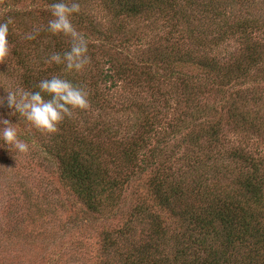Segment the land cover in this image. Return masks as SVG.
Returning <instances> with one entry per match:
<instances>
[{"label":"trees","instance_id":"1","mask_svg":"<svg viewBox=\"0 0 264 264\" xmlns=\"http://www.w3.org/2000/svg\"><path fill=\"white\" fill-rule=\"evenodd\" d=\"M81 1L77 0L79 5ZM255 1L100 0L105 2L112 20L138 22L144 19L152 25L161 18L169 28L167 45H155L146 54L140 53V56L146 57H137V63L129 56H126L127 63H118L115 58L104 61L109 64L104 69V81L109 80L111 87L121 79L135 85L139 83L150 96L153 93H149L148 88L150 86L151 89L155 69L170 66L169 71L172 72L174 63L187 64L190 51L180 50L179 47L178 38L182 32L179 27L184 20L183 15L180 18L183 13L175 11L179 6H196L203 14L202 20L218 21L216 36L211 37L208 43L193 36L192 27L189 30L186 28L185 36L195 41L194 47L204 50L229 39V45L236 48L227 68L217 67V62L213 60H199V67L208 69L213 66V76L220 78L222 83L223 80L227 82L225 78L231 81L232 75L235 79L250 78L251 69L258 61H264V40H260L264 36V14L259 10L254 11L252 3ZM5 5H11V1ZM72 16L77 18V23L89 29V34L84 35L86 39L101 42L100 46H90L88 43L90 56L96 59L95 53H104L102 48L99 50L104 43L111 47L110 29L97 28L99 22L86 13L77 12ZM186 23L190 25L185 21L183 25ZM122 29L118 26L114 31ZM43 31L35 35L38 36L35 40L26 39V45L30 44L24 50L19 44L15 46L18 55L15 57L26 71L22 84L30 91L38 90L37 84L41 79L65 71L63 64L47 63L46 56L68 50L70 39L65 43L55 37L46 44L43 43L46 33L50 36L53 34L47 31V27ZM146 33V29L140 28L128 34V47L132 41L135 44L145 43L148 38ZM42 45L46 51L44 56L39 55L38 50ZM151 57L152 63L148 61ZM259 70L264 71V66ZM64 76L69 79V75ZM167 79L174 77L168 75ZM97 85L94 80L89 95L94 105L100 102L105 109L108 102ZM151 91L154 92V88ZM139 98L136 96L123 108L132 111L133 120L128 118V129L122 137H119L118 130L105 123L99 126L93 122V126L84 132L74 130L73 123L79 122L77 118L72 120L70 117L57 125L58 132L51 136L50 143L43 144L52 156L50 159L57 161L59 178L91 213L108 212L106 209L109 206L118 204L127 184L141 180L143 174L148 175L145 188L151 202L141 199L134 206L130 215L132 219L128 221V239L133 237V228L136 229L137 224H149L150 232L143 234L145 240L141 244H130L124 252L116 250L123 264H264V154L255 156V152L239 146L227 152L221 144L217 151L219 158L214 159L209 154L210 149L223 138V125H229L232 118L249 123V139L259 142L255 138H260L264 141V112L255 110L250 118L244 106V114L235 111L231 119L227 117L226 120L212 122L204 119L207 116L203 112L207 110L196 109L192 113L183 111L177 118L173 116L161 124L163 120H157L150 112L155 110V104H146L145 96ZM261 101H256L255 105L261 104ZM107 131L109 135L112 133L108 137L109 143H96L94 137H101ZM178 133L184 135L177 137ZM87 134L91 135L90 140ZM202 153L205 154L202 156ZM209 161L213 163L208 164ZM157 163L159 166L152 167ZM190 165L205 169L206 174L211 175L209 182L202 174L196 173V169L189 170ZM110 172L115 176L111 177ZM221 180L228 183L224 185ZM164 213L168 215L167 218L163 217ZM104 243L110 249L118 245L112 235L105 236Z\"/></svg>","mask_w":264,"mask_h":264},{"label":"rangeland","instance_id":"2","mask_svg":"<svg viewBox=\"0 0 264 264\" xmlns=\"http://www.w3.org/2000/svg\"><path fill=\"white\" fill-rule=\"evenodd\" d=\"M8 1L0 0V21L11 18L8 35L10 55L0 61V96H5V92L16 87L26 89L22 84L26 71L19 64V59L15 57L18 56L16 47L19 44L24 50L30 44L26 45L25 34H32L34 29L37 33L44 32L48 21L53 18L49 9V5L53 3L51 0H10L11 5H5ZM252 6L255 8L254 11L259 10L264 14V0H256ZM105 7V2L100 0H82L79 12L86 13L99 22L97 28L105 27L111 30V47L108 48V44L104 43L99 48V50L102 48L104 53L98 54L99 51L95 53L96 59L88 52L90 63L80 72L59 71L56 73L66 79L68 78L64 75H69L68 80L83 86L88 95L92 91L91 84L96 80L98 89L104 93V98L108 102V106L104 109L100 102L94 105L93 98L89 95L90 107L86 110H74L71 116L72 120L77 118L79 122L73 123L74 130L80 129V132H84L93 126V122H97L99 126H104L105 123L118 130L121 135L119 137H122L128 129V118L133 120L132 111L129 109L130 112H128V109L123 108L128 106L136 96L140 97L139 99L145 96V102L150 106L155 104V110L150 112L157 120H163L161 124L168 122L173 116L180 115L183 111L189 110L192 113L196 109L207 110L203 112L207 116L204 119L212 122L217 119L226 120L227 117L231 119L235 111L244 114L246 110L250 118L253 117L255 110L264 112V71L259 70L263 68L264 61L263 63L258 61L257 65L251 69L250 78L235 79L232 75L231 81L225 78L227 82L223 80V83L220 82V78L213 76V66L208 69L199 67V60L203 62L213 60L217 62V67L227 68L236 48L229 45V39L218 46L204 50L201 47H194L195 41L185 36L186 28L189 30L192 27V35L200 37L207 43L211 37L216 36L215 32L218 29V21L202 20L203 14L196 6L186 8L179 6L175 10L183 13L180 15V18L184 16L183 23L185 21L190 24L180 23L179 30L183 33L181 32L178 38L180 50L190 51L187 64L174 63L172 72L169 71L170 66L155 69V76L150 83L151 89L150 86L148 88L149 93H153L150 96L139 83L135 85L126 79L119 80L114 87H111V82L104 81L102 77L104 69L109 66L104 61L115 58L118 63H125L128 60L126 56H129L130 60L137 63V59L146 57L140 55L146 54L153 46L167 45L169 28L161 18L156 19L152 25L144 19L138 22L128 21V19L124 22L112 20ZM71 21L82 35L89 34V29H86L84 24L77 23V18L71 16ZM118 26L123 29L114 31ZM140 28L148 32L145 43L135 44L132 41V45L128 47V34L135 33ZM46 35L47 37L43 40L46 44L52 42V38L55 37H59L65 43L69 40V37L62 34L50 36L46 33ZM37 38L38 36H35L34 40ZM260 40L263 41L264 36ZM87 41L91 44L90 46L93 44L100 46L101 43L93 38H87ZM43 47L42 45L38 50L39 55L44 56L46 51ZM162 49L165 50V48ZM47 55H49L48 50ZM152 59L153 57L148 61L152 63ZM208 66H210L209 63ZM168 75L174 79H167ZM153 88L154 92L151 91ZM149 97L152 99L159 97L160 100L152 101ZM258 100H262L261 104L255 105ZM244 106H246L245 110ZM9 111L10 109L6 106L0 107V116L8 118L11 123H16L14 127L18 138L28 144L29 150L26 153H19L15 149L8 150L0 146V264H123L116 250L124 252L128 250L130 244H141L145 240L143 234L147 235L150 232L149 224H137L136 229L133 228L135 230L133 237L128 239V221L132 219L130 215L134 206L141 199L150 200L145 188L148 175L143 174L141 180L127 184L118 204L109 206L106 209L108 212L91 213L73 195L68 185L59 178L57 161L50 159L52 156L44 148L43 144L50 143L51 136L58 132V128L54 133L40 131L19 114L8 116ZM244 117L247 119L246 116ZM156 119L154 120L157 122ZM82 123L85 124L82 125ZM247 125L249 123L239 122L236 118H232L229 125H223V138L209 151L212 158L220 157L217 152L220 144L225 146L227 152L239 146L244 150L255 152V156L264 154V141L260 138H255L259 142L249 139ZM110 135L107 131L105 135L102 134L101 137H94V139L96 143L102 141L108 144ZM182 135L184 134L178 133L177 137ZM90 137L91 135L87 134L88 140ZM210 162L213 163L209 161L208 164ZM217 162L220 161L217 160ZM155 166H159V163L152 167ZM194 169L209 182L211 175L206 174L205 169L197 165L189 166V170ZM110 176L113 177L115 174L110 172ZM220 182L224 185L225 182L228 183L227 180ZM167 216L166 213L163 214V217L167 218ZM107 235L116 238L117 247L111 249L106 247L104 241Z\"/></svg>","mask_w":264,"mask_h":264},{"label":"clouds","instance_id":"3","mask_svg":"<svg viewBox=\"0 0 264 264\" xmlns=\"http://www.w3.org/2000/svg\"><path fill=\"white\" fill-rule=\"evenodd\" d=\"M51 16L47 31L53 35L62 34L69 37L70 46L63 52H55L48 57L47 63L63 64L65 71L80 72L90 63L88 55V41L84 35L76 30L71 16L79 12L77 0H53L49 5ZM11 18L0 21V61L10 55L9 25ZM37 31L25 34V38L32 40ZM36 91L21 87L8 90L5 96H0V107L6 106L10 111L8 116L19 114L36 129L54 133L57 125L65 118H70L74 110H86L90 107L88 92L83 86L74 84L62 76L52 75L41 79ZM16 123L0 116V146L8 150L15 149L19 153H26L29 146L18 138ZM10 146V148H9Z\"/></svg>","mask_w":264,"mask_h":264}]
</instances>
